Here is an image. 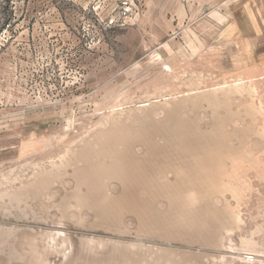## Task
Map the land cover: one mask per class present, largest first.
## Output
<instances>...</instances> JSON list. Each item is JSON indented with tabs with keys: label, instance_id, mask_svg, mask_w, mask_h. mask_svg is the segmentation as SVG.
<instances>
[{
	"label": "rangeland",
	"instance_id": "1",
	"mask_svg": "<svg viewBox=\"0 0 264 264\" xmlns=\"http://www.w3.org/2000/svg\"><path fill=\"white\" fill-rule=\"evenodd\" d=\"M111 261L264 264V0H0V264Z\"/></svg>",
	"mask_w": 264,
	"mask_h": 264
},
{
	"label": "bare ground",
	"instance_id": "2",
	"mask_svg": "<svg viewBox=\"0 0 264 264\" xmlns=\"http://www.w3.org/2000/svg\"><path fill=\"white\" fill-rule=\"evenodd\" d=\"M122 166H123V165H122ZM129 166H130V164H129ZM135 167H136V166H135ZM139 167H140V166H139ZM125 168H127V167H125ZM140 168H141V167H140ZM102 169H103V168H102ZM105 169H106V171L104 170V172H107V168H105ZM114 169H115V168H114ZM121 169H122V168H121ZM137 169H139V168L137 167ZM141 169H142V168H141ZM112 170H113V168H112ZM128 170H129V169H128ZM128 170H127V173H128ZM132 170H133V168H132ZM94 171H95V170H94ZM116 171H117V174H118L119 171H118V170H116ZM130 171H131V170H130ZM82 172H83V170H82ZM99 172H100V171H99ZM99 172H98V169H97L96 174H97V173L99 174ZM113 172H114V171H113ZM120 172H121V170H120ZM77 173H78V172H77ZM87 173H88V172H87ZM93 173H95V172H93ZM93 173L90 172L88 175H93ZM100 173H102V171H101ZM110 173H111V172H110ZM114 173H115V172H114ZM129 173H130V172H129ZM98 174H97L96 176H98V177H99V176H103V174H102V175H98ZM105 174H106V173H105ZM130 174H131V173H130ZM84 175H85V174H84ZM84 175H83V176H84ZM112 175H113V174H112ZM86 176H87V175H85V177H86ZM93 176H94V177H93ZM93 176H92V177H93V180H94L96 177H95V175H93ZM104 176H105V175H104ZM107 176H108V174H107ZM89 177H90V176H89ZM92 177H91V178H92ZM112 177H113V176H112ZM116 177H117V176H116ZM99 178H100V177H99ZM84 179H85V178H84ZM124 179H125V178H124ZM146 179H147V178H146ZM146 179H145V180H146ZM95 180H96V179H95ZM133 180H134V179H133ZM135 180H136V178H135ZM86 181H87V180H86ZM89 181H90V180H89ZM139 181H140V180H139ZM90 183H91V182H90ZM125 183H127V181H125ZM141 183H142V182H141ZM93 184H94V181H93ZM93 184H92V185H93ZM92 185H91V186H92ZM94 185H96V182H95ZM94 185H93V186H94ZM98 185L100 186V183H98ZM96 191H97V190H96ZM100 191H101V190H100ZM101 192H102V191H101ZM126 196H127V195H126ZM125 198H126V197H125ZM107 199H108V198H107ZM104 200H106V198H103L102 201H104ZM119 200L121 201V199H119ZM129 200H132V199L129 198ZM134 200H135V199H134ZM134 200H132L133 202H132V201H129V202H130V203H131V202L134 203ZM110 201H111V200H110ZM112 201H114V200H112ZM127 201H128V200H127ZM105 202H107V201H104V203H103V202H101V203L105 204ZM101 203L99 202V204H101ZM108 203L110 204V202H108ZM108 203H107V205H108ZM114 203H117V202H114ZM120 203L122 204V201H121ZM124 203H125V202H124ZM130 203H129V204H130ZM132 203H131V204H132ZM135 203H137V202H135ZM135 203H134V204H135ZM99 204H98V206H99ZM125 204H126V203H125ZM129 204H128V206H129ZM107 205L105 204V205H103V207H101V208H103L104 210L108 211L107 209H108L109 207H108ZM117 205H120L119 202L117 203ZM100 206H102V205H100ZM115 206H116V205H115ZM115 206H113V207L116 209ZM124 206H125V205H124ZM134 206L137 207V206H139V204H138V205L136 204V205H134ZM134 206H133V207H134ZM110 207H111V206H110ZM113 207H112V209H114ZM117 207H119V206H117ZM130 207H131V205H130ZM133 207H132V208H133ZM120 208H121V207H119V212H120V210H121ZM122 208L124 209L123 204H122ZM138 208H140V206L137 207L136 209H138ZM110 209H111V208H110ZM115 209H114V212H116ZM117 209H118V208H117ZM130 209H131V208H130ZM142 210H143V209H142ZM106 211H105V213H106ZM110 211H111V210H110ZM110 211H109V212H110ZM107 213H108V212H107ZM112 214H113V213H112ZM146 217H147V216H146ZM151 217H152V216H151ZM147 218H149V215H148ZM155 218H156V217H155ZM111 220H112V219H111ZM161 221H162V219H161ZM165 221H166V220H165ZM169 221H171V220H169ZM145 222H146L147 224H146ZM145 222H144V224H145L146 226L148 225V226H150V227H152V228L158 227L157 224L160 223V222H158L157 220H156V221H155V220H148V221H147V219L145 220ZM171 222H172V221H171ZM104 223H105V222H104ZM110 223H111V222H110ZM112 223H114V222H112ZM167 223H168V222H167ZM169 224H170V223H169ZM159 225H161V224H159ZM167 225H168V224H167ZM167 225H166V226H167ZM170 225H171V224H170ZM170 225H169V226H170ZM153 230H154V229H153ZM155 230H156V229H155ZM167 256H168V255H167ZM162 257H163V256H162ZM115 259H116V258H115ZM105 261H106V260H105ZM162 261H163V260H162ZM119 263H121V262H119ZM111 264H112V261H111ZM160 264H161V263H160Z\"/></svg>",
	"mask_w": 264,
	"mask_h": 264
}]
</instances>
